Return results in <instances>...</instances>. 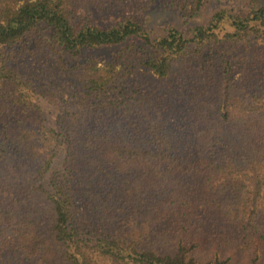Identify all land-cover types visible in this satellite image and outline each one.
Here are the masks:
<instances>
[{"label": "trees", "instance_id": "1", "mask_svg": "<svg viewBox=\"0 0 264 264\" xmlns=\"http://www.w3.org/2000/svg\"><path fill=\"white\" fill-rule=\"evenodd\" d=\"M132 3L0 0V264H264V0Z\"/></svg>", "mask_w": 264, "mask_h": 264}, {"label": "rangeland", "instance_id": "2", "mask_svg": "<svg viewBox=\"0 0 264 264\" xmlns=\"http://www.w3.org/2000/svg\"><path fill=\"white\" fill-rule=\"evenodd\" d=\"M145 0H133V6L128 13H137L139 4L143 3ZM163 3V2H162ZM215 6L208 5L204 10H202L199 16L189 20L188 25L195 23H204L209 18L211 13L214 11ZM119 13L112 12L109 16L102 15V21H106L107 18H115ZM144 18L148 25L158 29L161 26L165 25H174L181 27L183 25V18L179 15L178 10L167 6L166 4H158L155 7H152L149 11L144 14Z\"/></svg>", "mask_w": 264, "mask_h": 264}]
</instances>
